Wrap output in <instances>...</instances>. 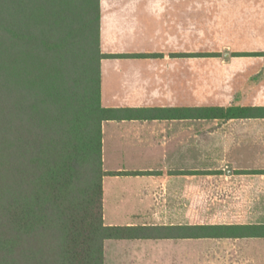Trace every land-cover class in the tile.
<instances>
[{
    "label": "crops",
    "instance_id": "1",
    "mask_svg": "<svg viewBox=\"0 0 264 264\" xmlns=\"http://www.w3.org/2000/svg\"><path fill=\"white\" fill-rule=\"evenodd\" d=\"M99 48L102 221L150 235L103 264H264V0H100Z\"/></svg>",
    "mask_w": 264,
    "mask_h": 264
},
{
    "label": "trees",
    "instance_id": "2",
    "mask_svg": "<svg viewBox=\"0 0 264 264\" xmlns=\"http://www.w3.org/2000/svg\"><path fill=\"white\" fill-rule=\"evenodd\" d=\"M100 0H0V264H103ZM258 107L208 117L262 116ZM236 226H192L232 237ZM249 234V233H247Z\"/></svg>",
    "mask_w": 264,
    "mask_h": 264
}]
</instances>
